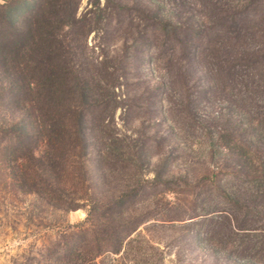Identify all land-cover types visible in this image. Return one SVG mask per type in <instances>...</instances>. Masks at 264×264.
<instances>
[{"label":"rangeland","instance_id":"rangeland-1","mask_svg":"<svg viewBox=\"0 0 264 264\" xmlns=\"http://www.w3.org/2000/svg\"><path fill=\"white\" fill-rule=\"evenodd\" d=\"M0 264H264V0H0Z\"/></svg>","mask_w":264,"mask_h":264},{"label":"trees","instance_id":"trees-1","mask_svg":"<svg viewBox=\"0 0 264 264\" xmlns=\"http://www.w3.org/2000/svg\"><path fill=\"white\" fill-rule=\"evenodd\" d=\"M11 11H12V10H8V11L6 12V14H7L8 17L11 15Z\"/></svg>","mask_w":264,"mask_h":264}]
</instances>
